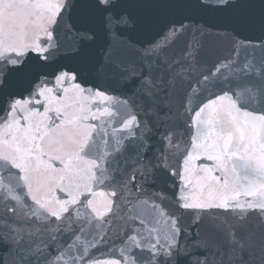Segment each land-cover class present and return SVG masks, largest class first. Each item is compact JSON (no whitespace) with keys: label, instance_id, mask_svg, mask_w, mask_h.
Masks as SVG:
<instances>
[{"label":"snow or ice","instance_id":"1","mask_svg":"<svg viewBox=\"0 0 264 264\" xmlns=\"http://www.w3.org/2000/svg\"><path fill=\"white\" fill-rule=\"evenodd\" d=\"M0 264H264V0H0Z\"/></svg>","mask_w":264,"mask_h":264}]
</instances>
